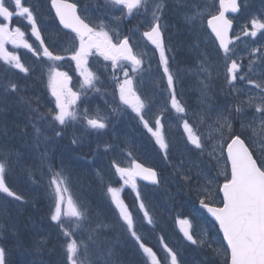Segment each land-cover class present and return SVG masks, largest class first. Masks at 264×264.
<instances>
[{
  "label": "snow or ice",
  "instance_id": "1",
  "mask_svg": "<svg viewBox=\"0 0 264 264\" xmlns=\"http://www.w3.org/2000/svg\"><path fill=\"white\" fill-rule=\"evenodd\" d=\"M217 2L218 8L213 11ZM242 6L241 0H95L92 7L69 3L68 0H50V7L55 10L60 25L74 34L71 47L64 49L69 53L65 55L50 49L45 43L37 22L36 4H26L24 0H0V60L7 65L0 77V111L19 107V114H26L23 127L15 122L9 127L7 122L0 121V193L15 201H24V197L11 190L5 182L6 173L11 171L13 164H20L23 155L8 143L18 139L38 152L39 170L41 174L47 173V186L53 200L50 219L63 238L60 245L62 255L55 264H126L116 226L106 222L100 213L93 218L86 207L77 203L70 192L71 176L67 166L62 160L60 167L56 168L50 159L49 149L41 150V145L62 137L69 126L76 124H83L98 135H104L109 130V113L101 114L97 110L95 114H90L87 107L83 110L77 107L81 96H87L89 91H102L100 76L89 67L90 57L98 56L110 62L105 67L111 69L113 86L118 93L119 103L111 112L120 113L123 110L121 105L131 109L143 128L155 139L163 158L168 160L170 143L164 132L163 114L152 115L150 100L142 99L136 87L137 77L146 70L148 45L159 54L157 66L162 72V79L166 80L164 90L168 93L170 107L177 114L178 122L182 123L187 142L193 146L181 153L174 166L175 171L186 187L203 197L199 200L200 206L219 225L223 240L227 242L226 249L213 248L211 242L194 235L188 220H180V224L185 225L182 227L184 237L191 245L210 249L215 255L223 257L224 264H264V7L258 14L252 15L241 29L243 36L258 45L251 48L254 58L242 64L238 62L235 48L230 47L241 39V35L237 34L234 39L230 37L232 20L226 15L240 12ZM14 17L23 18L27 22L25 27L30 25L31 35L39 41L38 47L34 48L25 39L26 33L20 27L13 29ZM170 17H179L183 21L190 36V47L198 53L195 68L188 69L195 71L200 85L203 107L194 114L197 127L189 122L188 110L177 98L180 70L174 69L175 52L166 43ZM133 21L134 26L122 33L121 27ZM205 23L219 41V49H222L219 55L224 72L219 92L231 97L224 105L216 103L214 80L220 74L213 75L209 53L200 48V30ZM258 36L260 39L256 40ZM52 42L55 45V38ZM8 44L16 49H27L38 60L48 62L47 87L53 99L45 111H41L37 97L27 95L21 84L8 78L9 70H18L25 77L34 71L33 67L25 66L20 54L8 51ZM66 59L75 62L76 71L82 78L81 91H73L69 87L71 77L60 70L59 62ZM254 66L261 69L259 73ZM249 85L254 92L248 88ZM163 111H168V108ZM149 116L152 117L151 122ZM237 124L239 127H236ZM49 131L53 135H48ZM81 143L75 136L71 139L73 145ZM99 148L97 144V150ZM103 150L104 153L110 152L112 144L104 142ZM128 155L131 156V152ZM222 157L230 162V170L225 163L224 179L220 183L216 176L209 174L208 167L212 161L220 163ZM111 168L125 186L131 185L133 189H137V177L155 185L161 183L156 171L134 159L127 167H122L113 159ZM25 171L30 178L36 175L32 168H25ZM97 177L104 182L100 171H97ZM213 185L218 193H222L219 204L213 198ZM121 191V188L111 184L106 185L111 203L118 210L117 221L122 222L119 229L127 233L136 245L142 257L141 264H162L161 258L138 234L133 214L121 199ZM136 198L140 200L143 219L155 227L138 189ZM206 200L210 202L206 203ZM4 231V225L0 224V234ZM160 240L163 243V237ZM33 243L38 251H55V248H49L47 238H34ZM163 248L167 254L164 258L166 264H186L178 252L166 243H163ZM6 256L5 247L0 246V264H7Z\"/></svg>",
  "mask_w": 264,
  "mask_h": 264
},
{
  "label": "trees",
  "instance_id": "2",
  "mask_svg": "<svg viewBox=\"0 0 264 264\" xmlns=\"http://www.w3.org/2000/svg\"><path fill=\"white\" fill-rule=\"evenodd\" d=\"M14 110H18V114L21 112L19 107H9L4 111H0V121L7 122L9 127L13 126V122L18 123L21 127H23L26 123V115L23 119H20L18 118V114L14 113ZM29 131H31L30 128ZM75 132L76 130L74 126H69L64 131L62 137L56 138L54 141H49L48 144H42L41 150L43 148L49 149V154H51L50 159L56 168L60 167L61 161L63 160V163L69 170L71 176V187L79 198V204L86 207L89 214L92 215L93 218H95L96 211L99 210L101 216L106 222L116 226V234L120 236L122 256L125 259L126 264H141L142 257L140 252L137 250L136 245L128 238L127 233H124L121 229H119V223L122 222L117 221L118 210L114 207H110L109 205L111 203V199L106 192L105 180L102 183L94 171H92L90 164L87 162V159L90 158L95 148L91 143L85 141L86 139L81 140L82 143L79 145L71 144V139L73 138V134ZM48 135H53V133L49 131ZM141 140L145 142V135L142 136ZM9 142L12 143L23 155L21 156L20 164H13L6 179V184L11 190L23 197L33 196V193H36L37 196L42 198V201H40L37 205L34 204L32 207L21 210L13 198L8 196L5 197L7 205L11 206H5L3 208V212H6L7 215L3 213L0 215V221L4 222L0 224L4 225L5 228V231L0 234V246L5 247L6 249L7 264H55L57 259H59L62 255L60 245L63 238L60 236L55 223L50 219L51 201L48 199L47 191L50 189L46 185L47 173L44 172L41 174V171L39 170L38 152L29 149L25 143L19 141L18 139L11 140ZM10 143L9 146H12ZM51 148H53L54 153L51 152ZM62 150H66L63 157H61L63 155ZM31 153H33L34 156H32ZM36 156H38L37 159ZM79 156H82L81 159ZM34 164H37V166L34 167ZM25 168H32L33 172L36 173L35 177L30 178L25 171ZM33 179H35V183H33ZM111 179L116 181L113 173ZM31 186L34 189L29 190V187ZM120 188H122V184H120ZM143 192L147 194L146 191ZM149 197L151 199L144 200L143 193L140 192V199L143 200L145 208L149 214L153 216L156 213L157 207L154 205V202L156 201L151 196ZM121 199L128 206L129 211L133 214L138 234L144 239L146 245L152 247L153 251L157 253V256L161 258L162 264L166 263L164 258L167 254L163 248L164 242L161 243L159 238H165L167 233L163 230L165 228H169V226H167L166 222L163 221L161 223V228L159 225L155 226L154 231L153 229H143L145 219H143V211L139 209L140 200L136 198V192L130 189L127 191L123 190ZM178 202V204L182 207L188 206L187 203H189L190 209L193 207L191 204L194 203L192 198H184L183 194L182 198H180ZM37 209H42V211L40 212ZM18 221L20 222L18 223ZM39 223H41L43 227L41 231L37 229H41V225ZM169 229L170 236H172L173 240L174 236L177 235L171 230V228ZM13 230H15V233ZM158 235H160V237ZM34 238H47L49 240V248H55V251H38L33 243ZM163 241L165 240L163 239ZM203 260V258L199 259V261ZM207 264L216 263L210 261Z\"/></svg>",
  "mask_w": 264,
  "mask_h": 264
},
{
  "label": "rangeland",
  "instance_id": "3",
  "mask_svg": "<svg viewBox=\"0 0 264 264\" xmlns=\"http://www.w3.org/2000/svg\"><path fill=\"white\" fill-rule=\"evenodd\" d=\"M250 3H251L250 0H244L243 1L244 13H242L240 15V17H238V19L236 20V22H235L236 31H235V33L233 35L234 38H235V36L237 34L241 35V39L235 41V44L233 45V48H235V51L238 54V57H239L238 62H241L242 64H247L250 59L254 58L251 55V48L253 46H258V45H255V42L250 40L249 37L243 36L241 29L248 23V21H249V19L251 18L252 15L258 14L259 10H261V8L264 7V0H258L257 9H251V4ZM16 18H18V19H16ZM16 18L14 17L13 19H15V21H17V22L21 21L25 25L27 24L26 21H23V18H19V17H16ZM0 20H2V18H0ZM4 23H7V22L4 21ZM12 23H14V22L12 21ZM50 29L52 30V28H50ZM45 30H46V32L47 31L51 32L47 28H45ZM173 30H174V28H173ZM27 31L28 32L30 31V25L27 26ZM181 32L184 33L182 28H181ZM259 39H260V37L258 36L256 38V40H259ZM66 40H69V39H66ZM55 41H56L55 45H53V42L51 43L53 48L56 51L61 52V54H65L66 55L67 53L64 52V49L71 47V41H68V43L63 44L62 46H59L57 39H55ZM210 43H212V41H210ZM211 46H212V48H214V51L219 56V58H221V56L219 55L220 50L216 46H214L213 44H211ZM187 49L189 51H191V52H194L191 47H187ZM147 52H148V56L146 58L147 62L145 64V69L146 70L140 76L137 77L136 87H137L138 93L141 95L142 99L143 98H147V99L150 100L152 115H155V114L161 113L162 110L165 107H167L169 109L170 101L168 99V93L166 91H160L159 90L160 85H162L163 83L166 82V80L162 79V72L157 66L158 65L157 58H158L159 54H158V52H154V50L152 49L151 45H148ZM221 53H222V51H221ZM93 57H96V59H95V61L93 63H91L90 59L92 57H90V59H89V63H90L89 67H90V69L92 71L96 72L97 75L100 76L101 81L103 82V85H106L109 81H112V79H111V76H109L107 74V69H106L104 64L105 63L109 64L110 62L104 61L102 57H98V56H93ZM70 63H72L74 65V67H75V62L74 61H71ZM149 63L151 64V68L150 69H148V64ZM221 64H222V67L224 68L223 63H221ZM258 64H259V61H257V65ZM173 67L175 69V65H173ZM254 68H255V71L257 73H259L260 70H261L258 66H254ZM109 70L111 71L110 68H109ZM182 70L186 72V75L196 76L195 71H191L190 72V71L185 70L183 68H182ZM223 72H224V70L221 71L220 74H223ZM80 83H81V80H74L73 78H71V81L69 83V87L72 88L73 91H80L81 90L80 89ZM145 85L149 86V88H152V90H151L152 92L149 91V90H147V92H145V90H144ZM248 88L250 90H252L253 92L255 91L254 89H252L251 85H249ZM193 90H196V91L200 92V88L196 87V86L195 87H191V89L188 88L186 91L190 93V91L194 92ZM91 95L92 96H89V97L87 96L86 98L81 100L82 103L84 102V108L87 107L90 114H95V112L97 110H99L101 112V114L109 113V110H108L109 109V102L106 99H104L103 95L100 94V93H96V92L92 93ZM200 96H201V92H200ZM34 97H37L39 99L40 105H41V111L46 110L47 107L51 106V104L49 103L53 99L51 97V94L42 93L40 97L37 96V95H34ZM115 97H116V95L111 97L110 101L113 102ZM117 97H118V93H117ZM201 99L202 98L200 97V101H199V105L200 106L202 104L201 103ZM44 103L47 106H45ZM122 106L123 105H121V107ZM122 109H123L122 112L119 114V116L121 117L122 120L117 123L116 127L112 131L111 136H108L107 133L104 134V135H100L101 138H102L101 139L102 142H98V144L100 145V151L99 152H103L104 151L103 150L104 142L111 143L112 144V150L110 152H108V153L113 158H122V155H124L125 150H128V151L129 150H133L134 152H131V154H132L131 156H129L127 154V157L124 158L123 160H117V162L122 167H127V166H130V160H129L128 156L131 159H134L135 155L140 157V150L143 148V144H141V142L138 140L139 137H140V134L139 133L136 134L134 132V130L137 129V128L142 129V127L140 126L139 120L136 117L135 113H133L131 111V109H128L125 106ZM127 110H130V112H128ZM17 111L18 110H14V113L18 114ZM196 113H199V111L196 112ZM196 113H194V114H196ZM194 114L188 112V118H189V122L191 120L190 123H192L194 127H197V125L194 123V119H195ZM25 115L21 116L20 114H18V118L23 119L25 117ZM148 118H149V120L151 122L152 117L149 116ZM174 119H176L177 122H172V123L170 122L169 123V121L164 118V120L162 121V123H164V132H165V135L166 134H171V131H173L174 133L177 132V134H178L177 136L178 137H173V135H172V139L180 140V141H182V143H180V144L177 143L175 145V147L178 148V147H180V145L183 144L179 150H181L180 152L185 153V152H187L188 149L192 148L193 146L190 145L187 142V134L184 132L182 123L178 122L177 114H176V117H174L172 120H174ZM73 126H74V128L80 126V127H82V130L86 132L85 134H87V133L91 134V132H92V135H93V131L87 129L83 124H76V125H73ZM236 127H239V125L237 124ZM200 131H204V128L203 129L200 128ZM156 145L157 144L155 143V146ZM157 147L159 148L158 145H157ZM51 152L54 153L53 152V148H51ZM92 152H93V149H92ZM95 152L96 151L94 150V155H95V158H96ZM161 154H163L162 151H161ZM49 156L51 158V154H49ZM170 156H171V152L169 154V158H170ZM81 157L82 156H79L80 159H81ZM159 157H163V155L159 156ZM37 158H38V156H36V159ZM93 158H94V156L92 158H90L88 160V162L92 163ZM180 158H181V156H179V159ZM185 159H186V157H185ZM204 159L206 160L207 157H204ZM167 161L168 160H163L160 165H162V167L165 168ZM212 162H213L212 166L214 168H216L219 171L220 174H222L224 172L225 163H226L224 158H221V162L220 163H217L216 161H212ZM172 164H173V167H174L175 164H176L175 160H173ZM149 165H151V164H149ZM33 166L36 167L37 164H34ZM210 170L211 169H210V165H209V167H208L209 174L211 172ZM86 175H87V172H86ZM138 182L139 181L136 178V185H139ZM167 184H168V181H166V183L164 185H167ZM46 185H47V183H46ZM29 190H32V186L29 187ZM70 192L72 193L73 198L79 204V202H78L79 198H78L77 194L72 190L71 184H70ZM170 193L174 197L175 196H181L183 194L182 191L177 190L175 185H173L171 187ZM2 194H4V193H2ZM4 195H6V194H4ZM168 196H169V199H171L170 198L171 196L169 194H168ZM218 197L220 198L219 194H218ZM201 198H203V197L200 194H198V199L200 200ZM213 198H214V201H215L216 204L220 203V202H218V198H217V196L215 194H213ZM24 199H25L27 204L24 205V204L18 203V206H19V208L21 210H24V208H22V207H25V206L32 207V205H34V204L37 205V204H39L40 201H42V198L37 196L36 193H33V196H27ZM48 199H50V201H51L50 206H52L53 200H52L51 190L48 191ZM220 200H221V198H220ZM166 201H167L166 205L168 207H172V202L169 201V200H166ZM208 202H210V201H208ZM37 210L40 211V212L42 211V209H37ZM3 211H4V209H1V213L7 215L6 212L4 213ZM65 211H66V208H65ZM96 213H100V211L97 210ZM19 222L20 221H18V223ZM2 223H4V222H2ZM39 224L41 225V229H39L37 227L36 228L39 231H41L43 229V227H42L41 223H39ZM143 229L151 230L152 229V225L147 224V221H145L143 223ZM166 229L167 228H165V230ZM13 231L15 233V230H13ZM202 231L204 232L203 233L204 240L211 242L213 248L220 249V250L226 249V247L224 245V242H223V238H222L218 228L215 226L214 223H212L210 221H205V223L203 224ZM166 233L168 234V232H166ZM164 243H166L170 247L171 243H172V240L171 239H167V240L164 241ZM21 255H24V254H21ZM201 257L205 260L204 264H207L210 261H213V263L215 262L216 264H224L223 257L215 255L210 249H203L202 253H201ZM194 263L203 264V263L199 262V260H197V259L194 260ZM164 264H166V263H164Z\"/></svg>",
  "mask_w": 264,
  "mask_h": 264
},
{
  "label": "bare ground",
  "instance_id": "4",
  "mask_svg": "<svg viewBox=\"0 0 264 264\" xmlns=\"http://www.w3.org/2000/svg\"><path fill=\"white\" fill-rule=\"evenodd\" d=\"M187 47H190V43L187 41L186 42V46H185V49L182 53V56H181V59H182V62H183V67L188 70V69H191L192 66H193V52L189 51L187 49ZM186 82L188 83V85L192 86V87H199L200 88V85H199V82H198V78L197 77H194L192 75H186ZM220 96H224L226 97L223 93H220ZM227 98H231V97H227ZM10 143V142H9ZM12 146L13 144L10 143ZM63 151V155L61 157H63L65 155V152L66 150H62ZM32 156L33 153H31Z\"/></svg>",
  "mask_w": 264,
  "mask_h": 264
},
{
  "label": "water",
  "instance_id": "5",
  "mask_svg": "<svg viewBox=\"0 0 264 264\" xmlns=\"http://www.w3.org/2000/svg\"><path fill=\"white\" fill-rule=\"evenodd\" d=\"M143 179V178H142ZM145 180V179H144ZM145 181H147V182H149V180H145ZM210 215V214H209ZM211 216V215H210Z\"/></svg>",
  "mask_w": 264,
  "mask_h": 264
}]
</instances>
